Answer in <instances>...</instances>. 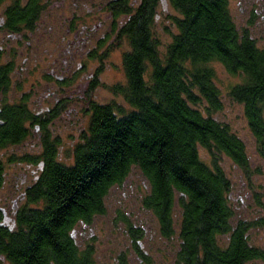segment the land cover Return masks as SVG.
Masks as SVG:
<instances>
[{
  "label": "trees",
  "instance_id": "obj_1",
  "mask_svg": "<svg viewBox=\"0 0 264 264\" xmlns=\"http://www.w3.org/2000/svg\"><path fill=\"white\" fill-rule=\"evenodd\" d=\"M5 1L0 0V7ZM46 1L31 0L22 10L14 0L8 10L14 22L8 28L16 33L23 31L20 25L31 28ZM230 2L112 0L105 5L113 21L109 40L128 43L122 56L126 82L113 88L127 106L87 103L89 126L73 147L69 165L59 161L58 142L48 131L60 110L45 121L26 99L17 104L2 99L0 149L23 144L33 129L38 132L37 126L43 134L41 153L20 161L33 164L37 175L21 192L25 199L13 222L5 223L0 206V258L5 264H96L94 247L80 244L75 228L106 214L109 191L134 168L149 183L143 208L155 216L163 239H177L175 264L264 262V250L250 240V231L264 227V219L236 220L233 184L221 163L226 157L252 174L246 144L216 118L224 97L216 64L239 78L225 95L243 106L264 157V47L248 28L238 27ZM164 3L178 14L168 16L175 31L161 49L154 27ZM14 72L13 61H4L0 48V98L9 92ZM4 173L0 162V190ZM129 229L139 259L154 264L141 251L143 233L131 225ZM116 264H129L127 256L120 255Z\"/></svg>",
  "mask_w": 264,
  "mask_h": 264
},
{
  "label": "rangeland",
  "instance_id": "obj_2",
  "mask_svg": "<svg viewBox=\"0 0 264 264\" xmlns=\"http://www.w3.org/2000/svg\"><path fill=\"white\" fill-rule=\"evenodd\" d=\"M109 1L112 0H69L65 3L60 0L47 1L40 27L33 34L26 33L22 40L9 41L7 38L5 44L7 35L5 38L0 35V44L4 46V61H13L15 65L11 88L5 97L0 98V102L3 99L6 103L17 104L26 99L30 110L47 116L49 111L55 109L57 98L65 100L59 115L48 127L51 139L58 142V159L64 164H71L72 149L89 126L90 114L86 112L88 102L127 106L124 98L113 91L115 86L126 82L122 56L128 51L127 42L123 41L122 46L116 44L110 55L104 59L87 60L86 57L72 58L70 55L66 58L62 54V50L71 51L68 40H74V36L71 33L68 36L67 29L73 22L75 26L78 22L79 25L103 22V26L97 28L90 46L97 44L103 34L109 31L113 21L104 10ZM129 1L136 3L139 0ZM230 8L238 27L248 28L258 44L264 47V0H231ZM177 14L166 3L158 8V20L154 30L161 49L171 42V32L175 31L168 16ZM103 53L105 51H101L102 55ZM80 64L87 67L82 73L79 72ZM101 66L103 69L98 78L99 84L92 91L87 86L88 82L95 77ZM215 68L217 85L224 94L223 109L216 114V118L229 124L232 131L246 144L252 171L248 176L226 157L221 162L233 184L231 203L236 211V220L264 219V157L258 152L243 106L225 95L230 86L239 82V78L230 75L219 64ZM46 75L52 78L48 80ZM61 76L65 77L63 82L69 80L70 84L61 86ZM53 91L57 93L56 97L51 94ZM40 133L33 129L31 136L23 144L0 149V162L4 164L5 170V184L0 190L1 207L7 201L12 204L18 199L19 194L37 175L36 167H29L28 163L20 161L23 157H33L41 153L43 134L40 137ZM201 157L205 162H210L208 153L203 149ZM149 190L146 178L139 169L134 168L124 183L115 185L109 191L105 201L106 214L95 217L91 225L80 224L75 228L78 242L94 247L96 264H116L117 258L122 254L127 256L129 264H143L135 252L130 225L143 233L141 251L154 264H175L177 239H163L155 216L143 208L142 201ZM256 197L260 204L256 203ZM175 220H179L177 205ZM250 240L253 245L264 250V227L253 228L250 231ZM0 264H5L2 258Z\"/></svg>",
  "mask_w": 264,
  "mask_h": 264
},
{
  "label": "flooded vegetation",
  "instance_id": "obj_3",
  "mask_svg": "<svg viewBox=\"0 0 264 264\" xmlns=\"http://www.w3.org/2000/svg\"><path fill=\"white\" fill-rule=\"evenodd\" d=\"M14 0H6L3 5L0 7V35H4V38L6 36V38L4 39V44L7 43L6 42V39L8 38L9 41L11 40H22V39H25L26 37V33H29V34H33V32H35L39 27H40V21L42 20V14L46 11L47 9V5H46V8L44 10L41 11V14L40 16L38 17V19L36 18L33 23H31V28H27L29 25H26V24H23V25H20L19 28H22L23 31L22 32H13L11 31L8 27L10 24H12L14 22V19H12L11 16L8 15V10L9 8L12 6V3H13ZM31 0H18V2H20V5L22 6V10L25 9V7H27V3L30 2ZM51 2V0H48ZM69 0H60L61 3H65ZM47 2V1H46ZM30 12H33L32 9H29ZM67 27H70L68 25V23H65ZM103 26V22L99 21L98 23H83V24H80L79 25V22L76 23V26H75V22H73L71 24V27L69 29H67V35L69 36L70 33L71 35L73 34L74 36V40L71 39V40H68L69 41V45H70V50H62V54L63 56H66V58L69 57V55L73 58V57H78V56H81L82 58L86 57L87 60H91V56L92 54H96L98 55L99 57L102 56L101 54V51H105V53H103V58L104 59L105 57H108L110 55V52L111 50L114 49V46H115V42H110V41H115V38L112 37V39L109 40V37L112 35V23L110 24V29L107 33H104L103 36L98 40L97 44H94V46H90V44L93 42L94 38H95V32L97 31V28L98 27H101ZM72 36V37H73ZM65 39V38H63ZM8 41V42H9ZM109 42H110V46H109ZM104 43V44H102ZM0 48L4 50V46H2L0 44ZM70 51V53L68 52ZM65 54V55H64ZM101 55V56H100ZM97 56V57H98ZM75 57V58H76ZM98 57V58H99ZM101 59V58H99ZM67 63V61H65V64ZM86 65H82L80 64L79 65V72H84L86 70ZM103 69V67L101 66L98 70H97V73L95 75V77L92 79V80H89L88 82V87L91 88L92 86H96V84H99V76H100V73H101V70ZM48 80H50L52 77L50 75H46L45 76ZM65 79L64 76H61L59 77V80H61V86H65L67 84H70V83H66V82H63V80ZM96 89V88H95ZM51 94H53V96L56 97L57 93L55 91H53ZM57 105L56 107H54L55 109H52V113L55 111H58V110H61L62 107L64 106V102L65 100L63 99H60V98H57ZM50 112V114L48 115H52V113ZM38 115V114H37ZM47 115V116H48ZM41 117V115H38ZM46 116H44V120L46 121L45 119ZM37 131L40 132V127L37 126ZM40 137H42V133H40ZM29 167H32L33 164H28ZM36 177V176H35ZM24 199H25V193H21L19 194V197L18 199L14 200L13 203L11 204L9 201L5 202L3 204V207L1 208L2 212H3V215H4V220H5V223L6 224H10L11 222H13V220L15 219L16 217V214L18 213L19 211V203L20 204H23L24 202ZM8 205H11L10 207Z\"/></svg>",
  "mask_w": 264,
  "mask_h": 264
}]
</instances>
